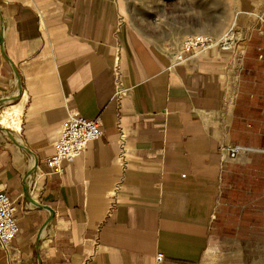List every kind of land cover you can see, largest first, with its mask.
Wrapping results in <instances>:
<instances>
[{
	"label": "crops",
	"instance_id": "obj_1",
	"mask_svg": "<svg viewBox=\"0 0 264 264\" xmlns=\"http://www.w3.org/2000/svg\"><path fill=\"white\" fill-rule=\"evenodd\" d=\"M123 5L0 0V191L19 227L0 264H201L261 151L249 137L264 115V47L247 42L235 63L220 44L177 61L187 34L231 28L164 12L150 31ZM75 113L103 135L53 171L46 158Z\"/></svg>",
	"mask_w": 264,
	"mask_h": 264
},
{
	"label": "rangeland",
	"instance_id": "obj_2",
	"mask_svg": "<svg viewBox=\"0 0 264 264\" xmlns=\"http://www.w3.org/2000/svg\"><path fill=\"white\" fill-rule=\"evenodd\" d=\"M164 1L169 3L124 0L122 10L129 15L133 13V17L139 19L141 27L150 31L153 29V19L160 18L164 12L172 19V23L177 19L191 24L202 23L216 30H221L223 26L231 28L236 37L235 50L231 53L234 63L240 58L247 42H256L264 47V33L260 34L257 30L264 26V21L261 20L264 0ZM166 6L168 10L163 9ZM251 6L252 11L249 10ZM212 34L223 46L224 43L220 40L223 34ZM249 71L248 81L252 84L251 74L256 71ZM257 79V93L260 95L264 91V65L259 66ZM258 104L259 110L264 108V100H259ZM255 121L258 130L250 133L249 139L261 151L256 152L252 158L253 163L240 180L241 187L232 189V197L218 214L201 264H264V115L257 116ZM261 172L263 183L260 182Z\"/></svg>",
	"mask_w": 264,
	"mask_h": 264
},
{
	"label": "built area",
	"instance_id": "obj_3",
	"mask_svg": "<svg viewBox=\"0 0 264 264\" xmlns=\"http://www.w3.org/2000/svg\"><path fill=\"white\" fill-rule=\"evenodd\" d=\"M215 42L216 38L212 33L187 34L182 39L181 52L176 55V60H184L188 52L208 50ZM102 135L103 128L99 118L88 119L75 113L65 122L53 153L46 158L47 164L53 171H62L66 163L72 161L91 141ZM239 148L237 145L227 147L232 158L236 157ZM18 230L16 203L8 192L0 191V245L9 244Z\"/></svg>",
	"mask_w": 264,
	"mask_h": 264
},
{
	"label": "bare ground",
	"instance_id": "obj_4",
	"mask_svg": "<svg viewBox=\"0 0 264 264\" xmlns=\"http://www.w3.org/2000/svg\"><path fill=\"white\" fill-rule=\"evenodd\" d=\"M223 36L220 37V40L223 41V47L226 48H234L236 43V37L234 34V31L232 29L225 30L223 33ZM219 44V41H216L212 46H216Z\"/></svg>",
	"mask_w": 264,
	"mask_h": 264
}]
</instances>
